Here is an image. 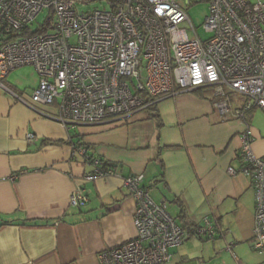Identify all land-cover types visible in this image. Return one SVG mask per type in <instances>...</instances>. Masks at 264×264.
Listing matches in <instances>:
<instances>
[{
    "label": "crops",
    "instance_id": "crops-1",
    "mask_svg": "<svg viewBox=\"0 0 264 264\" xmlns=\"http://www.w3.org/2000/svg\"><path fill=\"white\" fill-rule=\"evenodd\" d=\"M37 86L34 70L26 90H10L28 98ZM225 96L233 108L246 103ZM222 99L202 88L161 98L154 113L146 109L124 123L66 128L55 119L56 105L37 114L0 92V264H99V253L135 237V202L122 186L132 175L143 176L142 187L179 226L188 222L197 232L207 219L215 231L173 249L171 264H264L252 249L251 182L227 172L240 167L238 137L246 127L264 161V112L252 108L244 121L221 116L214 103ZM82 150L113 174L84 182L92 166ZM77 189L87 198L78 208L69 205Z\"/></svg>",
    "mask_w": 264,
    "mask_h": 264
},
{
    "label": "built area",
    "instance_id": "built-area-1",
    "mask_svg": "<svg viewBox=\"0 0 264 264\" xmlns=\"http://www.w3.org/2000/svg\"><path fill=\"white\" fill-rule=\"evenodd\" d=\"M205 1L202 30L208 37L200 39L183 8L191 0H0V92L37 114L56 105L55 119L66 128L124 123L161 98L202 88L224 97L214 103L221 116L244 121L252 108L264 112V1ZM44 12L45 22L32 29ZM25 66L38 76L28 98L2 82ZM233 94L246 101L242 108L230 105L225 95ZM26 139L34 141L31 134ZM238 142L240 167L227 172L251 182L252 249L264 254V161L252 151L249 127ZM81 154L92 166L84 182L113 174L98 158ZM142 185V175L122 179L135 202L136 234L99 253V264H171V251L188 240V230ZM86 201L77 189L69 205L78 208ZM204 224L197 234L213 235L209 220Z\"/></svg>",
    "mask_w": 264,
    "mask_h": 264
},
{
    "label": "rangeland",
    "instance_id": "rangeland-1",
    "mask_svg": "<svg viewBox=\"0 0 264 264\" xmlns=\"http://www.w3.org/2000/svg\"><path fill=\"white\" fill-rule=\"evenodd\" d=\"M191 1L193 3L191 6L188 7V6L183 5V8L187 14V17L189 18L192 25L194 26L199 38L206 39L208 35H206L204 31L202 30V24L204 22L205 17H207L208 15V2L205 0L203 1L191 0ZM89 7L94 8L95 6H89ZM87 8L88 6H85L82 9V11H86ZM45 19H46V12L39 15V17L36 20V23H34L31 28L35 29L37 27V23L42 24L45 22ZM16 70H19L17 71V73H15V75L17 76L14 78L12 76H9L8 78H6L5 84L11 90L15 88L21 91L26 90L29 80L31 79V77H33L34 69L33 67L25 66L23 68L22 67L17 68ZM27 92H29V90Z\"/></svg>",
    "mask_w": 264,
    "mask_h": 264
},
{
    "label": "trees",
    "instance_id": "trees-1",
    "mask_svg": "<svg viewBox=\"0 0 264 264\" xmlns=\"http://www.w3.org/2000/svg\"><path fill=\"white\" fill-rule=\"evenodd\" d=\"M150 112L154 113L156 110H155V107L154 105H152L151 107L148 108ZM151 117L153 118H156V116L154 114L151 115ZM78 144V143H76ZM102 162V161H101ZM103 163V162H102ZM104 167H110V165H108L107 163H103L102 164ZM183 229H186L188 230V233H189V238L192 237L194 234H197L196 231H194V229H191V225L188 223V222H184L183 225L181 226Z\"/></svg>",
    "mask_w": 264,
    "mask_h": 264
}]
</instances>
